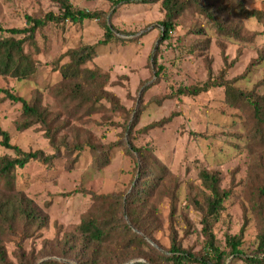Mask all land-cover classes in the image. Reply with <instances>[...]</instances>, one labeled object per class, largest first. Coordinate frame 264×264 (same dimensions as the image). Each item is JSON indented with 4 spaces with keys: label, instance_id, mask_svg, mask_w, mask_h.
<instances>
[{
    "label": "rangeland",
    "instance_id": "1",
    "mask_svg": "<svg viewBox=\"0 0 264 264\" xmlns=\"http://www.w3.org/2000/svg\"><path fill=\"white\" fill-rule=\"evenodd\" d=\"M115 1L69 0L74 7L98 16L75 23L69 20L59 24L51 22L37 35L45 52L39 57L41 63L36 80L0 77V88H7L25 99L34 89H39L44 93L45 102L54 106L53 99L45 92V87L58 78L53 61L68 49L103 39L106 22L119 39L111 38L107 44L98 45L88 65L108 72L107 88L125 109L133 110L128 122L125 112L112 111L108 104L105 109L85 116L83 121L70 119L57 136L56 150L38 127L23 131L15 129L13 120L19 114L20 104L0 93V127L9 133L10 143L24 151L41 149L51 156L49 162L32 161L17 168L18 186L49 215L48 226L42 230L41 237L26 240L24 246L27 250L34 248L35 252L42 250L44 253L41 249L43 240L76 224L80 213L90 204L92 194L130 190L131 181L132 184L137 178L139 181L134 158L125 149V143L128 145L130 141L135 146L148 147L176 178L179 184L174 202L177 238L182 240L184 247L199 254L203 252L204 243L200 216L188 202L190 196L201 194L199 169L217 171L222 186H228L234 178L236 191H239L249 159L239 139L242 115L223 102L221 87L197 96L175 95L174 92L179 86L205 81L208 59L215 75L223 73V79L232 80L235 86L245 90L256 86L257 91L263 93L264 23L254 18L244 20L247 29L255 32L250 41L212 39L204 52L189 54V45L201 38L191 31L202 25L201 18L186 14L170 38L161 42L159 21L163 12L160 2ZM245 1L248 8L264 11V0ZM48 12L61 14L59 0H0V34H4L3 29L24 26L25 15L41 17ZM156 42L158 51L157 48L154 50ZM134 112L138 119L129 136ZM151 124L154 125L145 128ZM79 128L84 134H91L101 147L92 151L86 145L82 150L71 152L75 134L82 133ZM237 143L238 147L235 146ZM2 155H12V151L0 144ZM104 156L110 163L99 167ZM225 205L213 226L216 244L222 250L227 248L226 237L239 231L244 211L237 193ZM159 208L164 218L163 226L155 235L156 241H148L164 252L169 240L168 198L162 199ZM256 233L254 219H251L243 235L242 255L253 254L257 245ZM6 248L9 258L15 261L13 244L7 242ZM49 258L75 264L54 255L40 257L37 262ZM231 258L229 256L225 264H229ZM137 260L133 264H150L142 257L131 258L122 264ZM231 264L248 263L240 259Z\"/></svg>",
    "mask_w": 264,
    "mask_h": 264
},
{
    "label": "trees",
    "instance_id": "2",
    "mask_svg": "<svg viewBox=\"0 0 264 264\" xmlns=\"http://www.w3.org/2000/svg\"><path fill=\"white\" fill-rule=\"evenodd\" d=\"M148 1L160 2L163 12L159 21L161 42L170 38L186 14L202 19V25L191 30L201 38L192 41L188 48L189 54L204 52L212 39L250 41L255 32L247 29L244 20L254 18L264 23V11L248 8L245 0ZM59 3L60 15L52 12L41 17L25 15L24 26L2 30L0 77L36 80L41 63L39 57L45 52L37 35L51 22L59 24L69 20L75 23L98 16L74 7L69 0H59ZM104 28L103 39L95 44H80L68 49L53 61L58 78L45 87V92L53 99L54 106L45 102L44 93L39 89H34L30 97L25 99L7 88H0L4 98L20 104L19 114L13 120L17 131L38 127L50 145L58 150L55 145L57 136L70 119L83 121L85 116L105 109V104L112 111L125 112L128 122L133 110L125 109L119 98L107 88L108 72L88 65L98 45L107 44L111 38L119 39L113 27L106 22ZM261 57L264 64V55ZM206 70L205 81L179 86L174 94L197 96L214 87H221L223 102L242 115L243 127L239 139L246 149L249 163L239 191H236L234 178L228 186H222L217 171L204 167L199 169L197 175L202 191L199 196H190L188 202L200 216L203 252H191L177 238L174 202L179 184L176 178L148 147L135 146L130 141L128 145L125 143V149L134 158L139 181L138 178L133 184L131 181L130 190L123 193L92 194L90 204L80 213L76 224L64 231H56L51 239L43 240L41 249H44V253L42 250L35 252L34 248L25 249L26 240L41 237L42 230L48 226L49 215L18 186L17 168L32 161L49 162L51 156L41 149L24 151L11 144L9 133L0 127V144L12 151V155L0 156V264H36L40 257L52 255L72 260L75 264H122L135 257H142L150 264H225L229 256L232 257L229 264L240 259L248 264H264V92L257 91L256 86L249 90L241 89L232 80L223 79V73L215 75L208 59ZM137 119V113L134 112L128 129L129 136L133 134ZM78 131L82 133L75 134L71 152L82 150L86 145L92 151L101 147L91 134H84L80 128ZM61 141L64 142V139ZM235 146L238 147V143ZM109 163L110 159L104 156L99 167ZM236 193L244 210L243 223L236 234L226 237L227 248L222 250L216 244L213 226L225 210L226 202ZM164 198H168L169 202V240L162 252L148 240L156 241L155 235L162 229L164 218L159 203ZM251 219H254L257 230V245L251 256H244L240 247ZM7 242L13 244L12 256L15 261L9 258ZM40 264L71 263L49 258Z\"/></svg>",
    "mask_w": 264,
    "mask_h": 264
},
{
    "label": "water",
    "instance_id": "3",
    "mask_svg": "<svg viewBox=\"0 0 264 264\" xmlns=\"http://www.w3.org/2000/svg\"><path fill=\"white\" fill-rule=\"evenodd\" d=\"M156 47H157V42H156V44H155V46H154V50L156 49ZM44 260H46V259H42V260H40L39 262H37V264H40L42 261H44ZM134 262H138V260L137 261H129V262H126L125 264H133ZM141 262V261H140ZM145 264H147V263H145Z\"/></svg>",
    "mask_w": 264,
    "mask_h": 264
}]
</instances>
